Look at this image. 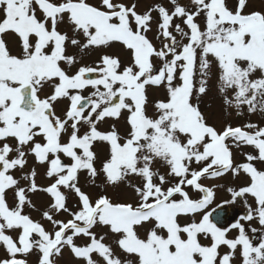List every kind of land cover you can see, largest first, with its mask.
<instances>
[{
	"label": "snow or ice",
	"instance_id": "6c2138e0",
	"mask_svg": "<svg viewBox=\"0 0 264 264\" xmlns=\"http://www.w3.org/2000/svg\"><path fill=\"white\" fill-rule=\"evenodd\" d=\"M0 264H264V0H0Z\"/></svg>",
	"mask_w": 264,
	"mask_h": 264
},
{
	"label": "rangeland",
	"instance_id": "374dc122",
	"mask_svg": "<svg viewBox=\"0 0 264 264\" xmlns=\"http://www.w3.org/2000/svg\"><path fill=\"white\" fill-rule=\"evenodd\" d=\"M143 3H151V0H143ZM253 119H255V117H253ZM231 178L229 177V178H225V183H227L229 180H230ZM43 183H47V181L46 180H44V178H42V180H41ZM214 182H216V181H209V183H214ZM220 198H228V195H227V193L226 192H224V191H220V192H218V194H217V201L219 202V200H220Z\"/></svg>",
	"mask_w": 264,
	"mask_h": 264
},
{
	"label": "flooded vegetation",
	"instance_id": "af4514ba",
	"mask_svg": "<svg viewBox=\"0 0 264 264\" xmlns=\"http://www.w3.org/2000/svg\"><path fill=\"white\" fill-rule=\"evenodd\" d=\"M43 177H41V180H42Z\"/></svg>",
	"mask_w": 264,
	"mask_h": 264
}]
</instances>
